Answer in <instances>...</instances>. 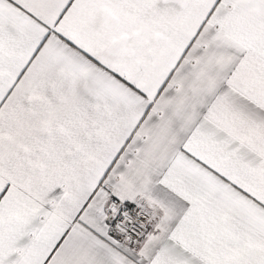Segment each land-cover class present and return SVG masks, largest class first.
Here are the masks:
<instances>
[{"label": "snow or ice", "instance_id": "6c2138e0", "mask_svg": "<svg viewBox=\"0 0 264 264\" xmlns=\"http://www.w3.org/2000/svg\"><path fill=\"white\" fill-rule=\"evenodd\" d=\"M0 264H264V0H0Z\"/></svg>", "mask_w": 264, "mask_h": 264}]
</instances>
